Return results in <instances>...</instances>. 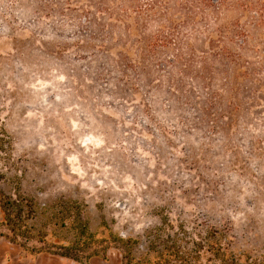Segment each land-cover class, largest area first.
<instances>
[{
    "label": "rangeland",
    "instance_id": "374dc122",
    "mask_svg": "<svg viewBox=\"0 0 264 264\" xmlns=\"http://www.w3.org/2000/svg\"><path fill=\"white\" fill-rule=\"evenodd\" d=\"M53 1L0 0V188L13 193L19 187L42 205L75 200L97 238L107 241L86 250L80 262L30 254L23 241L9 240L0 215V264H125V250L108 241L109 232L138 239L139 257L146 252L144 234L162 218L174 230L183 225L194 239L209 229L222 235L234 264H264V83L255 94L262 100L251 107L230 113L225 105L224 113L211 110L203 122L193 102L168 113L177 79L198 101L223 93L221 83L206 90L192 76H179L169 68L171 48L149 57L155 71L144 84L133 76L137 51L127 45L133 54L123 68L127 76L117 74L112 54L86 48L100 42L89 39L84 14L78 11L75 21L67 16V0L58 3L66 16L49 11ZM238 15L223 22L238 18L243 24ZM155 32L152 26L146 35ZM51 73L67 77L66 86L46 87L42 81ZM229 122L223 132L217 128ZM99 138L101 148L81 147ZM48 240L45 246L57 252ZM199 264L220 262L202 252Z\"/></svg>",
    "mask_w": 264,
    "mask_h": 264
},
{
    "label": "trees",
    "instance_id": "16d2710c",
    "mask_svg": "<svg viewBox=\"0 0 264 264\" xmlns=\"http://www.w3.org/2000/svg\"><path fill=\"white\" fill-rule=\"evenodd\" d=\"M67 1V16L75 21L77 12H82L89 39L100 42L87 44L86 48L112 54L117 74L127 76L123 68L130 65L127 61L133 57L127 45L137 51L135 66L139 70L132 69L133 76L144 84L155 71L149 57H155L159 48H171L175 59L169 63V68L177 69L179 76H192L197 85L206 90L221 83L223 93L210 92L208 99L198 101L194 94L182 90L183 79H177L178 95L170 93L174 108L168 113H180L183 104L193 102L192 111L199 114L203 122L205 118H212L211 110L222 114L226 105L231 113L262 100L255 94L264 81L252 76H264V0ZM58 3L59 0L53 1L49 11L65 15L66 10L59 9ZM232 13L244 18V23L238 18L224 23L226 16ZM152 26L156 27V32L147 36ZM244 54L253 55L256 61H247ZM157 67L156 64L155 69ZM132 96L137 97L138 92H132ZM230 126L231 122L217 124L222 132ZM3 135L4 131L0 133V150L5 143ZM3 180L4 175L0 174V183ZM13 191L7 193L0 188L1 225L10 233L11 242H24L19 243L24 251L47 252L80 262L86 250L107 241L97 238L90 229L83 217L84 205L79 202L57 198L42 205L23 194L19 187ZM49 238L52 239L50 246L57 252L45 246ZM144 238L146 252L138 257L134 255L138 239L108 234V241L124 248L125 264H199L202 252L210 254L220 264H234L221 244L222 235L210 229L194 239L183 225L174 230L168 219L162 218L160 225L147 231ZM28 242L44 247L28 246Z\"/></svg>",
    "mask_w": 264,
    "mask_h": 264
},
{
    "label": "clouds",
    "instance_id": "9594fccd",
    "mask_svg": "<svg viewBox=\"0 0 264 264\" xmlns=\"http://www.w3.org/2000/svg\"><path fill=\"white\" fill-rule=\"evenodd\" d=\"M49 77L50 78L42 81V83H44V85L46 87L53 88L54 90H60L66 86V81L68 80L67 77L56 74V73L49 74ZM57 99H60V97L58 96ZM103 144H104L103 139L99 138L97 143L92 144V145L81 144V147L85 148V151H90L94 148H101L103 146ZM74 161H75V157L69 158L70 163H73ZM75 171H76V169L73 168V172H75ZM101 171L106 172V169H102ZM93 178H95V177H93Z\"/></svg>",
    "mask_w": 264,
    "mask_h": 264
}]
</instances>
